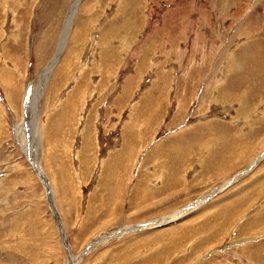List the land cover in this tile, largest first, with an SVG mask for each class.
Returning a JSON list of instances; mask_svg holds the SVG:
<instances>
[{
	"label": "rangeland",
	"instance_id": "374dc122",
	"mask_svg": "<svg viewBox=\"0 0 264 264\" xmlns=\"http://www.w3.org/2000/svg\"><path fill=\"white\" fill-rule=\"evenodd\" d=\"M29 92L73 264H264V0H0V264H68Z\"/></svg>",
	"mask_w": 264,
	"mask_h": 264
},
{
	"label": "bare ground",
	"instance_id": "6f19581e",
	"mask_svg": "<svg viewBox=\"0 0 264 264\" xmlns=\"http://www.w3.org/2000/svg\"><path fill=\"white\" fill-rule=\"evenodd\" d=\"M78 5H79V3H78ZM73 13H74V11L71 13L70 18H72ZM69 34H70V31H69ZM53 68H54V66L52 64H50L49 67L46 69V71L43 73V75L44 74L49 75L50 71ZM236 71L237 70H235V72ZM43 75H42L41 79L43 78ZM40 80H39V82H40ZM41 83L43 84V82H41ZM43 88H44V85H43ZM38 97H39V95H38ZM32 98H33V96H31V92H29L26 96V99H25L26 101H29V103H28L29 105L27 107H25V104H24V109H25L24 114L26 113V115H28V118L25 122H23V121L21 123L16 122L14 124V134H15L14 136H15L16 140L18 141L22 150L25 152L26 158L28 159L30 165L34 169L33 171H35L36 174L40 173V175H42V177H45L47 180L48 173H46L44 166L41 164V156H40V155H42L41 151H40V149L42 147V140L44 141V131H43L41 124H40V112H39L40 106H38L37 111H36V109L33 108L34 102H33ZM28 136H29V139H28ZM261 159H263V156L257 158V160L254 163L252 162L253 163L252 165H254V167H255L260 162ZM42 177H39V179H40L41 183L46 186V183H44V181H42ZM47 183H48V180H47ZM225 185H227V183H225L224 186ZM224 186L222 187V189H224ZM50 191H51L50 196H51V199L53 200L54 199L53 197L55 194H54V191L52 189H50ZM169 221H171V220H169ZM164 222L165 221H163V223ZM160 223H162V222H160ZM148 229H150V228H148ZM130 231H132V230H130ZM123 232L124 231L116 232V234L119 235V234H122ZM107 238L108 237H106V239ZM94 246H96V245L93 244L92 248H88V249L89 250L93 249ZM79 260H80V257H79ZM70 262L73 264V260L71 257H70ZM70 262H69V264H70Z\"/></svg>",
	"mask_w": 264,
	"mask_h": 264
},
{
	"label": "water",
	"instance_id": "95a60500",
	"mask_svg": "<svg viewBox=\"0 0 264 264\" xmlns=\"http://www.w3.org/2000/svg\"><path fill=\"white\" fill-rule=\"evenodd\" d=\"M46 69L47 68H45V70L43 71V72H45L46 71ZM26 96V95H25ZM29 101H25V107H27L29 104ZM27 118H28V115H26V113L24 114V116H23V122H25L26 120H27ZM28 139H29V136H28ZM262 155H263V153H262ZM261 155V156H262ZM260 156V157H261ZM254 167V165H252L250 168H248L247 170H245V171H243L244 173L245 172H247V171H249L251 168H253ZM37 175H38V177H42V175H40V173H37ZM42 181H44V183H46V186L44 185V188L46 189V191L48 192V203H49V205H50V209H51V212H52V214H53V217H54V219H55V221H56V223H57V226H58V229H59V232H60V236H61V239H62V243H63V245H64V247H65V251H66V253H67V256H68V261L70 262V249H69V244H68V239H67V236H66V234H65V231H64V228H63V225H62V223H61V219H60V216H59V214H58V212H57V209H56V207H55V205H54V202H53V200L51 199V196H50V188H49V184L47 183V180H46V178L45 177H42ZM233 183V180H231L230 181V183L228 184V185H226V187H229L231 184ZM136 230V229H135ZM126 234V233H125ZM117 234L116 233H114V234H112V235H110L109 236V238L110 237H115ZM102 241V239H100V240H98V242H101ZM95 242V241H94ZM95 243H97V241L95 242ZM94 243V244H95ZM98 244V243H97ZM69 264V263H68ZM70 264H72L71 262H70Z\"/></svg>",
	"mask_w": 264,
	"mask_h": 264
}]
</instances>
